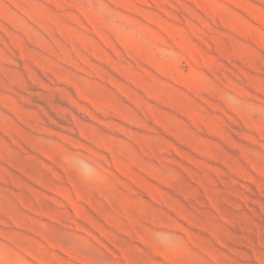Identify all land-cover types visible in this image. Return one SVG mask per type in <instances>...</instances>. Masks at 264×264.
Masks as SVG:
<instances>
[{
    "label": "rangeland",
    "instance_id": "obj_1",
    "mask_svg": "<svg viewBox=\"0 0 264 264\" xmlns=\"http://www.w3.org/2000/svg\"><path fill=\"white\" fill-rule=\"evenodd\" d=\"M0 264H264V0H0Z\"/></svg>",
    "mask_w": 264,
    "mask_h": 264
},
{
    "label": "clouds",
    "instance_id": "obj_2",
    "mask_svg": "<svg viewBox=\"0 0 264 264\" xmlns=\"http://www.w3.org/2000/svg\"><path fill=\"white\" fill-rule=\"evenodd\" d=\"M90 171V170H89Z\"/></svg>",
    "mask_w": 264,
    "mask_h": 264
}]
</instances>
